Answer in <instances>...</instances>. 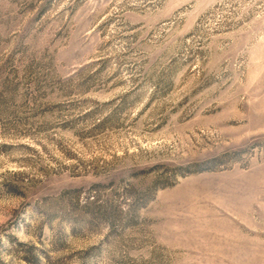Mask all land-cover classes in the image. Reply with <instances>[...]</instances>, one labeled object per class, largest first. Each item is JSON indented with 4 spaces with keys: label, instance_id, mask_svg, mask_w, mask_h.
I'll list each match as a JSON object with an SVG mask.
<instances>
[{
    "label": "rangeland",
    "instance_id": "obj_1",
    "mask_svg": "<svg viewBox=\"0 0 264 264\" xmlns=\"http://www.w3.org/2000/svg\"><path fill=\"white\" fill-rule=\"evenodd\" d=\"M0 264H264V0H0Z\"/></svg>",
    "mask_w": 264,
    "mask_h": 264
}]
</instances>
